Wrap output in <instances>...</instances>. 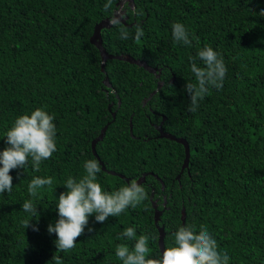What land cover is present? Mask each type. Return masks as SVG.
I'll use <instances>...</instances> for the list:
<instances>
[{
    "label": "trees",
    "instance_id": "16d2710c",
    "mask_svg": "<svg viewBox=\"0 0 264 264\" xmlns=\"http://www.w3.org/2000/svg\"><path fill=\"white\" fill-rule=\"evenodd\" d=\"M119 1L106 10L108 0H0V151L14 120L38 107L54 115L57 143L39 171L30 160L24 169L11 170L12 191L0 193V264H56L55 254L60 264H122L115 249L134 245L121 235L132 226L137 237H155L151 255L161 253L153 200L162 210L165 247L180 226L203 225L229 264H264V0L125 2L126 22L101 29L103 46L158 66L159 77L118 58L107 59L102 70L90 36ZM175 22L188 29L191 45L174 44ZM137 23L144 30L140 40L134 39ZM120 27L132 33L129 39H120ZM205 44L222 54L228 71L223 87L210 89L190 112L184 88L195 82L190 58ZM161 121L163 130L190 145L182 171L185 146L159 135L155 124ZM107 122L95 154L92 140ZM89 159L101 165L98 179L108 191L146 173L140 183L148 199L103 223L93 214L76 247L56 253L57 237L48 225L58 220L57 198L69 176L84 175ZM36 176L54 179L52 188L41 189L34 218L22 205ZM25 219H33L27 228Z\"/></svg>",
    "mask_w": 264,
    "mask_h": 264
},
{
    "label": "clouds",
    "instance_id": "9594fccd",
    "mask_svg": "<svg viewBox=\"0 0 264 264\" xmlns=\"http://www.w3.org/2000/svg\"><path fill=\"white\" fill-rule=\"evenodd\" d=\"M112 3L105 4L107 10ZM142 13L137 12V15ZM264 15V12L261 13ZM109 23L119 26L121 21L115 16ZM120 39L127 40L132 33L127 28L120 27ZM144 30L139 23L135 25L134 39L140 40ZM185 25L181 22L172 24V39L174 44L191 45L192 40ZM198 40V38H196ZM191 72L195 82L187 81L184 88L190 98L188 110L195 112L210 89L223 87L228 71L222 54L213 47L205 44L191 57ZM201 63L203 66H201ZM54 115L44 108L38 107L19 115L12 126L7 129L6 147L0 151V193H11L13 177L11 170L25 168L31 161L34 171H39L41 162L52 157L57 150L56 125ZM84 175L80 178L69 176L64 182L65 192L57 198L56 208L58 220L48 225V232L56 234V253L69 252L76 247L78 238L84 233L89 224V217L95 214V220L103 223L109 216L117 217L127 208H136L148 199L145 187L136 179L119 187L118 190H105L99 182L98 173L101 165L95 159L85 161ZM53 177L36 176L27 186L30 199L24 201L22 209L31 217H39L38 204L35 202L41 196L45 186L52 188ZM33 219L23 221L25 227L30 226ZM34 230H38L33 226ZM89 231L91 229L89 228ZM129 241L134 240L133 246L121 243L116 246L115 255L122 264H229L230 257L226 252L219 251L217 240L203 225L188 224L180 226L172 235L173 243L161 253L151 255L150 240H155L151 234H140L137 237L135 226L127 227L121 234ZM53 260L60 264L61 257L54 255Z\"/></svg>",
    "mask_w": 264,
    "mask_h": 264
},
{
    "label": "water",
    "instance_id": "95a60500",
    "mask_svg": "<svg viewBox=\"0 0 264 264\" xmlns=\"http://www.w3.org/2000/svg\"><path fill=\"white\" fill-rule=\"evenodd\" d=\"M125 2H131L134 5V3H133L134 1L133 0H120L119 1L120 7L115 11V13L112 16L106 17V18L100 20L99 22H97L95 24L93 32H92V34L90 36V41L93 44H95L100 50V53H101V68H102V70H105V63H106L107 59H109V58H118V59L126 60V61H129L131 63H136V64H138L140 66H143L144 68H146L150 72L156 73V76L159 77L161 68H159L158 66H154L153 67V66L149 65L145 60L140 59V58H135L134 56H132L130 54H123V53H121V54H111L103 46L101 29L104 28V27H109V26L112 25V24L109 23L110 18L115 16L117 19H120V21H122L124 23L126 22L124 15L122 14V12H120V11H125L124 9L122 10V6L124 5ZM172 80H174V77L172 78ZM104 82L107 85H110L109 77H108L107 74L105 75ZM162 83L163 82H159L158 83L157 88L150 94V96L153 93H155L162 86ZM119 103H120V100H119ZM109 109H111V105H109ZM112 116H113V119H115L116 110L112 111ZM164 118H166V116H164ZM162 123L163 122L161 121V123L157 125L158 129L160 130L159 135L162 136V137H167V138H171V139L177 140L178 142H181L185 146V157H184V161H183L182 168H181V171H182L189 164L190 145H189L188 141L184 137H177L174 134L163 130ZM108 124H109V122H107L101 128L100 133L92 140V149H93V152L95 154H97V152H96V143H97V141L101 140L104 137L105 132H106L107 127H108ZM132 126H133V124H132V116H131L130 117V129L131 130H132ZM103 168L106 169L105 165H103ZM109 172H111L113 174H119L122 177H125L123 174L117 173L115 170H109ZM145 175H146V173H144L142 176H140L136 180H138L139 183L144 181L145 180ZM179 175L180 174H178L177 177H179ZM127 180H129V179H127ZM156 202H157V200H153V206L155 208L154 220H155V223H156V225L158 227V230H159V240L158 241H159L160 250L162 252L163 249L166 248L165 247V242H164V236H165L166 232H165L164 226L159 224V219H160L162 210L158 208ZM164 204H165V200H164ZM181 216H182V222L184 223L185 219H186L185 207L182 208Z\"/></svg>",
    "mask_w": 264,
    "mask_h": 264
},
{
    "label": "flooded vegetation",
    "instance_id": "af4514ba",
    "mask_svg": "<svg viewBox=\"0 0 264 264\" xmlns=\"http://www.w3.org/2000/svg\"><path fill=\"white\" fill-rule=\"evenodd\" d=\"M162 81V80H161ZM161 81H159V82H161ZM155 126L157 127V125L155 124ZM158 128V127H157Z\"/></svg>",
    "mask_w": 264,
    "mask_h": 264
},
{
    "label": "rangeland",
    "instance_id": "374dc122",
    "mask_svg": "<svg viewBox=\"0 0 264 264\" xmlns=\"http://www.w3.org/2000/svg\"><path fill=\"white\" fill-rule=\"evenodd\" d=\"M120 12H122V11H120ZM161 82H164V81H161Z\"/></svg>",
    "mask_w": 264,
    "mask_h": 264
}]
</instances>
